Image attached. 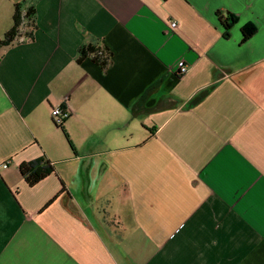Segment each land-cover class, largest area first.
<instances>
[{
    "label": "crops",
    "instance_id": "1",
    "mask_svg": "<svg viewBox=\"0 0 264 264\" xmlns=\"http://www.w3.org/2000/svg\"><path fill=\"white\" fill-rule=\"evenodd\" d=\"M21 2L37 29L0 46V264H264V0H0V41ZM95 43L107 72L77 63Z\"/></svg>",
    "mask_w": 264,
    "mask_h": 264
},
{
    "label": "trees",
    "instance_id": "2",
    "mask_svg": "<svg viewBox=\"0 0 264 264\" xmlns=\"http://www.w3.org/2000/svg\"><path fill=\"white\" fill-rule=\"evenodd\" d=\"M218 18L224 28V38L230 39L231 31L237 24L236 17L232 14L223 15L222 13H218ZM36 29V9L34 6H29L26 2L18 3L15 5L13 27L5 34L4 40L0 41V46H8L14 42L20 41H31L34 38ZM242 33V43H246L257 33V29L249 25L242 29ZM113 57V53L104 44L95 43L80 48L77 63L81 64L86 59H91L94 63L98 64L104 72H107L114 64ZM64 125L57 127L67 136L70 146L74 149ZM19 171L28 185L33 187L52 175L55 171V167L51 161L41 157L22 163L19 167Z\"/></svg>",
    "mask_w": 264,
    "mask_h": 264
},
{
    "label": "built area",
    "instance_id": "3",
    "mask_svg": "<svg viewBox=\"0 0 264 264\" xmlns=\"http://www.w3.org/2000/svg\"><path fill=\"white\" fill-rule=\"evenodd\" d=\"M177 27H178L177 22L171 23V28L176 29ZM188 71H189L188 67L184 63H181L178 74L180 76H184L188 73ZM52 117L54 124L56 126H62L70 118V113L65 109H63L62 107H56L52 110ZM4 167L7 168V164L4 165Z\"/></svg>",
    "mask_w": 264,
    "mask_h": 264
},
{
    "label": "rangeland",
    "instance_id": "4",
    "mask_svg": "<svg viewBox=\"0 0 264 264\" xmlns=\"http://www.w3.org/2000/svg\"><path fill=\"white\" fill-rule=\"evenodd\" d=\"M8 20H10V16L8 18V11L5 8L0 7V28H3L4 22L6 24ZM2 37H4V36H2Z\"/></svg>",
    "mask_w": 264,
    "mask_h": 264
}]
</instances>
